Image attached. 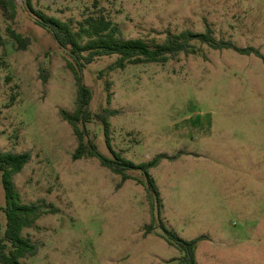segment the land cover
Masks as SVG:
<instances>
[{
  "label": "rangeland",
  "instance_id": "obj_1",
  "mask_svg": "<svg viewBox=\"0 0 264 264\" xmlns=\"http://www.w3.org/2000/svg\"><path fill=\"white\" fill-rule=\"evenodd\" d=\"M29 2L75 31L103 15L120 37L155 46L211 29L217 40L264 56V0H16L15 17L0 6V150L31 153L16 189L23 203L51 212L24 230L40 250L21 261L184 264L161 236L164 223L185 240L204 236L198 264H264V61L197 44L196 54L167 63L112 70L113 55L83 70L92 91L87 139L111 157L97 118L110 110L112 145L124 158L138 165L170 157L151 170L163 202L161 215L157 204L152 215L141 172L119 187L121 177L97 159H73L78 140L61 116L76 110L73 60L37 24ZM12 31L30 40L27 49ZM6 222L0 210L1 236ZM149 226L155 229L146 235Z\"/></svg>",
  "mask_w": 264,
  "mask_h": 264
},
{
  "label": "trees",
  "instance_id": "obj_2",
  "mask_svg": "<svg viewBox=\"0 0 264 264\" xmlns=\"http://www.w3.org/2000/svg\"><path fill=\"white\" fill-rule=\"evenodd\" d=\"M0 6L4 11L11 12L12 17L16 16V0H0ZM28 9L36 17L39 26L50 33L62 48L69 49L73 60L68 62V66L74 74L77 85L76 110L74 113L61 111L62 118L72 126L78 140V147L73 159L75 161L84 158L97 159L104 168L121 177L119 187L128 180L136 179L131 174L132 171L141 172L144 176L141 183L147 189L151 214H154L157 204L159 215H161L163 202L151 170L157 168L164 159L170 157L162 154L149 162L138 165L124 158L112 145L109 118L114 112L110 110L97 114V118L104 129L106 144L111 157L103 155L98 146L87 139V123L91 119L92 91L83 83V70L96 59L113 55L117 56V60L110 66L112 70L116 68L125 69L128 65L167 63L180 54H196L197 44L207 45L213 50H233L242 55L254 54L263 61L264 56L254 48H239L233 42L217 40L211 29L202 33L186 30L169 35L162 44L151 46L142 39L128 40L120 37L118 35L119 27L103 15L88 17L84 22H81L79 30L75 31L70 23L36 11L30 2ZM11 35L20 49H27L30 44L28 38L15 31H12ZM31 158L32 155L29 152L13 153L0 150V176L6 194V206H0V210L6 214L7 218L4 234L0 235V264H24L22 259L36 256L40 250V245L26 238L23 232L25 229L32 228L43 215L51 213L44 204L23 203L21 195L16 189L14 177L23 171ZM52 211L54 212V210ZM154 229V227L149 226L146 229V235L151 234ZM160 229L162 231L161 236L165 241L182 252V263L198 264L196 250L204 236L185 240L164 223L160 225Z\"/></svg>",
  "mask_w": 264,
  "mask_h": 264
}]
</instances>
